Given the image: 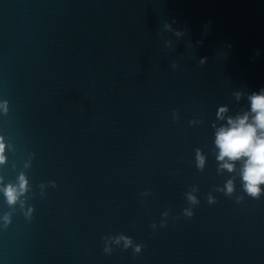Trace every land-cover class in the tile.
Instances as JSON below:
<instances>
[{"label": "water", "instance_id": "95a60500", "mask_svg": "<svg viewBox=\"0 0 264 264\" xmlns=\"http://www.w3.org/2000/svg\"><path fill=\"white\" fill-rule=\"evenodd\" d=\"M261 88L264 0H0V175L24 171L35 209L0 221V264H264V195L215 191L238 169L217 171L214 144L219 107ZM119 234L142 252L105 253Z\"/></svg>", "mask_w": 264, "mask_h": 264}, {"label": "clouds", "instance_id": "9594fccd", "mask_svg": "<svg viewBox=\"0 0 264 264\" xmlns=\"http://www.w3.org/2000/svg\"><path fill=\"white\" fill-rule=\"evenodd\" d=\"M172 23H176L175 20ZM210 23L211 21H209ZM166 27L170 26L166 25ZM181 34L182 32H177V35ZM197 43L202 45L203 41H197ZM259 54V50H257L256 55L258 56ZM206 62L207 57H202L199 61L200 65ZM172 67L176 68L178 65L173 63ZM234 95L239 100L242 93L237 91ZM247 100L249 102V109L243 113L238 112L235 116L225 117V114L229 111L226 106L219 107L216 113L219 120L224 121L226 119V123L216 128L215 131L214 144L218 150L216 160L219 162L217 171L222 172L226 170L231 174L236 173L238 169V176L236 179L232 177L228 178L224 185L222 187L217 186L215 191L221 192L229 198L233 197L236 193V180L238 178L243 193L253 199H259L264 195V88L251 92L247 96ZM9 111V101L0 99V113L6 116L9 114ZM173 117L178 119V113L174 111ZM189 123L192 125L194 121H189ZM12 150L13 145L8 142L3 134H0V167L6 164L8 159L7 153ZM34 156L35 153H32L31 159L24 164L25 168L31 167ZM195 160L196 167L200 171H203L206 157L201 153L200 149H196ZM49 185L53 188L57 186L55 181H49L47 184L40 183L38 185L41 189V198L46 196L43 189ZM197 190L193 189L185 193L189 207L183 209V215L187 218H191L194 215L193 207L200 203L198 197L193 194ZM29 194L34 195L32 193V184L24 171L19 172L15 179L9 180L6 183L4 177L0 175V195L3 196L8 209H10V211L0 216L4 229H7L12 223V217L17 211V206L24 217L31 221L35 209L27 203ZM206 199L210 205L216 203V197L211 192L207 195ZM235 199L237 203H240L243 201L244 195H237ZM162 215L167 218L169 212L165 211ZM166 223V220H161L160 227H165ZM156 227L157 225L153 223L152 228L155 229ZM103 240L105 243L103 250L109 255L113 252V247L109 241L116 246L122 245L124 250L130 247L133 248L134 255L140 254L144 247L143 244L134 243L131 237L124 234L105 236Z\"/></svg>", "mask_w": 264, "mask_h": 264}]
</instances>
